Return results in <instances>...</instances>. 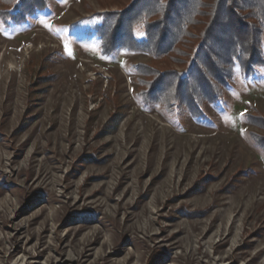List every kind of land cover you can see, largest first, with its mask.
Masks as SVG:
<instances>
[{"label":"rangeland","instance_id":"obj_1","mask_svg":"<svg viewBox=\"0 0 264 264\" xmlns=\"http://www.w3.org/2000/svg\"><path fill=\"white\" fill-rule=\"evenodd\" d=\"M137 1L48 0L15 23L0 0V264H264V68L180 107L169 77L198 38L101 52L102 16L123 31Z\"/></svg>","mask_w":264,"mask_h":264},{"label":"trees","instance_id":"obj_2","mask_svg":"<svg viewBox=\"0 0 264 264\" xmlns=\"http://www.w3.org/2000/svg\"><path fill=\"white\" fill-rule=\"evenodd\" d=\"M47 1L14 0V12L7 17L15 23L22 22L43 10ZM149 1L155 4L152 12ZM149 1L140 6H137L139 1L134 2L132 9L138 8L134 10L136 16L126 23L123 31L125 16H102L103 24L97 29L102 41L101 52L111 55L119 50H140L153 57H164L180 54L188 46V39L198 38L192 50H187L191 57L187 71L169 77L175 84L173 94L180 107H193L200 114L203 104L221 97L236 66L245 77L255 74L259 67L264 68V0ZM137 25L144 28L141 39L134 35ZM192 29L196 32L192 33ZM103 34L107 35L106 39ZM139 69L141 73L143 70ZM144 84L150 87L149 83ZM179 92L188 95L187 101L180 98ZM256 141L264 150V137L257 136Z\"/></svg>","mask_w":264,"mask_h":264},{"label":"snow or ice","instance_id":"obj_3","mask_svg":"<svg viewBox=\"0 0 264 264\" xmlns=\"http://www.w3.org/2000/svg\"><path fill=\"white\" fill-rule=\"evenodd\" d=\"M157 2H159V0H157ZM46 27H50L49 25H45ZM65 49L67 50V45H65ZM69 54H71L70 52H69ZM170 87V86H169ZM242 116L244 115L243 113L241 114Z\"/></svg>","mask_w":264,"mask_h":264}]
</instances>
